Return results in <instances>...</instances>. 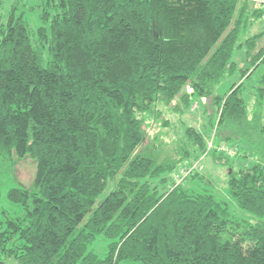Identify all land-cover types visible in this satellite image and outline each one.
Returning <instances> with one entry per match:
<instances>
[{
	"label": "trees",
	"instance_id": "obj_1",
	"mask_svg": "<svg viewBox=\"0 0 264 264\" xmlns=\"http://www.w3.org/2000/svg\"><path fill=\"white\" fill-rule=\"evenodd\" d=\"M11 10L0 13V154L31 157L37 173L7 191L22 215L0 220V264H264V119L247 116L242 83L214 95L215 138L251 165L214 160L252 221L187 187L198 174L177 178L205 153L198 130L185 126L181 153L159 160L138 116L179 113L237 72L234 50L247 57L255 41H238L246 1L41 0L36 29ZM255 88L258 106L264 74ZM98 236L110 240L101 257Z\"/></svg>",
	"mask_w": 264,
	"mask_h": 264
},
{
	"label": "rangeland",
	"instance_id": "obj_2",
	"mask_svg": "<svg viewBox=\"0 0 264 264\" xmlns=\"http://www.w3.org/2000/svg\"><path fill=\"white\" fill-rule=\"evenodd\" d=\"M245 1L247 20L245 23L243 22L242 26L240 25L242 32L238 41L243 42L247 38H254L255 41L250 51L251 54L247 57L245 54L246 48L242 47L241 49L234 50L231 59L236 63L237 72L217 82L212 96L197 98L189 107H182L181 112L177 111L179 113H176L173 107H170L168 104H156L151 111L138 113V116L142 120L145 135L144 143L148 145L154 144L157 147L159 160L181 153L182 147L186 146V136L183 135L185 126H192L198 130L206 142V150L204 154L198 155L197 158H194V153L190 158L185 160V163H181V165H185L191 171V175L196 173L200 176L193 181L188 179L189 181L187 180L186 182L187 187L195 192H207L214 195L228 206L231 216L252 221L256 217L239 208L228 192L227 165L225 167V165L214 160V155H222L224 156L223 159L233 158V168L234 170H238L250 166L251 159H253L251 152H248L250 154H247L245 157L243 154H240L237 146L225 141H216L215 134L221 104L215 103V94L220 98H224L229 94L232 85L236 87L242 83V97L246 102L247 116H261V119H264V100L261 99L259 101L260 106L255 105V86L259 84V80L262 74H264V63L251 62L252 56L261 49L262 55L259 57V62L264 60V14L260 13L262 9L256 6L254 0ZM10 10L11 12L14 11L16 15L21 13L31 29H36L40 24L41 0H2L0 13L3 19L7 17ZM256 10H259L260 14L258 18L252 15ZM241 70L248 72V75L251 74L250 77L247 78V75L242 78L240 75ZM188 88L185 90L190 92ZM173 102L176 105L178 99H175ZM260 102L262 103L260 104ZM176 106L175 108H177ZM223 159L222 161H224ZM228 165L230 166V164ZM36 166V161L31 157L12 155L9 158L0 154V220L4 219V213L14 218L21 217L22 211L20 207L10 202L6 194L13 187L23 186L32 188L35 184ZM109 243V239L98 236L92 248L101 257L105 253ZM121 264L137 263L124 261Z\"/></svg>",
	"mask_w": 264,
	"mask_h": 264
},
{
	"label": "built area",
	"instance_id": "obj_3",
	"mask_svg": "<svg viewBox=\"0 0 264 264\" xmlns=\"http://www.w3.org/2000/svg\"><path fill=\"white\" fill-rule=\"evenodd\" d=\"M254 3L256 4V6H257L259 9L264 10V0H254ZM190 173H191V171L188 170L187 168L182 169V170L180 171V173L178 174L177 178H179V181H180V180H182V178L188 176Z\"/></svg>",
	"mask_w": 264,
	"mask_h": 264
}]
</instances>
